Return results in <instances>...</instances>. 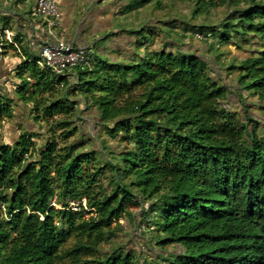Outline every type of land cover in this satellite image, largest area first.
<instances>
[{
	"label": "trees",
	"instance_id": "1",
	"mask_svg": "<svg viewBox=\"0 0 264 264\" xmlns=\"http://www.w3.org/2000/svg\"><path fill=\"white\" fill-rule=\"evenodd\" d=\"M182 1L193 4L194 20L166 21L180 30V44L160 38V48L127 62L94 59L72 82L40 67L39 55L18 65L16 95L46 129L40 144L26 128L0 142V264H264V125L249 109L264 114V0ZM150 2L163 6L132 0L125 10ZM219 7L221 21L204 20ZM189 29L210 33L202 43L216 53L218 43L254 42L226 66L235 84L179 47ZM230 94L242 111L230 108ZM79 97L116 142L118 150L105 145L107 159L86 147L87 138L70 139L79 130ZM12 101L0 94V120L13 117ZM131 208L157 248L152 257L112 244L119 220L135 219Z\"/></svg>",
	"mask_w": 264,
	"mask_h": 264
},
{
	"label": "rangeland",
	"instance_id": "2",
	"mask_svg": "<svg viewBox=\"0 0 264 264\" xmlns=\"http://www.w3.org/2000/svg\"><path fill=\"white\" fill-rule=\"evenodd\" d=\"M8 2V4H12L10 0H0V5L4 6L5 2ZM132 0H129V2ZM163 6L158 9L156 8L155 2H150L141 8L140 10L136 9L133 11H126L125 7L122 10V13H125L127 16L125 18L126 24L128 28H141L144 26L147 31H144L143 33H137L135 34L136 39H141V42H145V40L149 41L151 43L152 41V47H159L157 45V42L160 41V38L162 41L169 40L170 38L172 40H175L177 43L182 42V38H180L179 34L176 33L178 30V27L175 28L173 31L171 27L166 23V21L170 18H176V23L178 22V25L181 22H189L194 20L192 18V12L191 8L193 7V4L191 5V2L188 1H182V0H163L162 2ZM0 6V8H1ZM224 7H219L214 10H212L209 17L204 18V20L211 21V22H218L221 21L225 16L226 13L224 11ZM203 16L201 19L202 20ZM2 16L0 13V30L3 26L2 23ZM132 19H141L142 25H133L130 23ZM194 22V21H193ZM153 24L156 25L155 28H153ZM130 25V26H129ZM135 26V27H134ZM160 28V34L157 35L153 39L154 36H148V30L153 31L155 29ZM194 33L190 29L186 31V37L184 38V41L179 47L184 49H189L191 52L196 53L198 55L203 56L204 59H208L209 63L213 65V76L218 78L220 81L230 85L235 84V75L236 72L233 71L232 73H228V70L226 69V66L232 62L237 61L243 57L248 51H251L249 49L257 48L255 46L254 42L248 44L245 42L241 43V48L237 47V45L232 43H218L215 44L217 48V53L214 51V48L209 49L207 46L202 43V41L196 40L194 37ZM218 34L217 32L215 33ZM213 39V38H212ZM217 39V38H216ZM156 40V41H154ZM217 40L214 39V41H211L210 43H216ZM2 42V41H1ZM138 47V45H135V47ZM259 47V46H258ZM148 50L147 46L146 48L142 49V46L139 45V47L135 50L137 54L142 56V54H145V52ZM216 54L219 55V60L221 64H218L216 62ZM93 56V55H92ZM215 57V58H214ZM94 58V57H93ZM94 61V60H93ZM110 61V60H109ZM87 68L91 69V66L88 67H75L70 68L67 70V73L69 72H79V69L87 70ZM83 80L87 79V76H82ZM63 94L60 93V96ZM81 95L85 96L84 92H81ZM17 97L19 98L18 94ZM66 98V97H65ZM79 99V105L78 108L80 109L79 117L75 119L76 125L79 127V130L77 134L70 139L76 140V139H88L86 147L88 149H96L98 150L104 159L109 158V155H106L105 145L111 146L112 148H116L118 150V147L116 145L115 141H110L104 132H102L100 125L98 124L97 118L95 115V110L92 108L90 110H87L85 108L84 103L81 100V97L77 98ZM253 97H248L246 99L247 102H252ZM229 100V106L234 111H242L243 105H240L241 102L239 101L238 96L235 94H230L228 97ZM23 105H28L26 108H13L14 114L11 119H8L6 117L2 118L0 120V142L4 141L6 143H11L13 140H16L19 133L24 130V128L34 131L36 130L40 136L35 137V141L40 144L42 140L45 137V127L39 128L38 124H36V121L34 120V114L35 109L32 107L31 102H20ZM12 106H14V102H12ZM249 109L251 110V114L255 116L256 118H259L261 122L264 125V114L259 112V109L254 105H249ZM59 117V116H56ZM60 131H57L59 133ZM104 143V145H103ZM130 211L134 213L136 216L135 219L131 222L127 220L126 217H122L119 222L122 225V229L118 232L117 236L112 239V244H120L123 245L125 249L137 251L138 253H144L146 255H149L152 257L157 253V248L154 247V245L149 244V232L146 230V224L140 222L141 215H139V209L131 208ZM145 229V230H143ZM110 244L104 243L102 245L103 249L109 248ZM168 249L170 250H176L179 249L178 247H172L168 246Z\"/></svg>",
	"mask_w": 264,
	"mask_h": 264
},
{
	"label": "crops",
	"instance_id": "3",
	"mask_svg": "<svg viewBox=\"0 0 264 264\" xmlns=\"http://www.w3.org/2000/svg\"><path fill=\"white\" fill-rule=\"evenodd\" d=\"M1 6L3 26L0 30V94L13 99V108H26L16 95V88L21 82L16 74L18 65L34 58L39 53L40 45L46 38V26L36 13L34 0H10ZM62 8V19L58 27L59 36L73 45L88 47L97 58L113 62H127L140 46L152 47V42L139 43L132 33L136 28H128L123 8L129 0H57ZM140 10V9H138ZM133 25H141V19H132ZM130 26V25H129ZM134 26V27H135ZM4 30H8L7 37ZM137 35V34H136ZM2 41V42H1ZM135 45H138V47ZM143 55V54H142ZM38 59L36 60V62ZM37 64L40 67H44ZM74 72L66 73L70 82L74 81Z\"/></svg>",
	"mask_w": 264,
	"mask_h": 264
},
{
	"label": "built area",
	"instance_id": "4",
	"mask_svg": "<svg viewBox=\"0 0 264 264\" xmlns=\"http://www.w3.org/2000/svg\"><path fill=\"white\" fill-rule=\"evenodd\" d=\"M36 13L43 19L46 26V38L40 45L38 63L48 67L57 75H65L67 70L75 67H88L93 63V56L88 47L73 45L59 36L58 27L62 19V8L57 0H34ZM5 36L8 30L3 31ZM196 40H210V33H194ZM8 38V37H7ZM2 51V43H0ZM81 202L85 205V199ZM53 204V203H52ZM78 203H70L72 209L78 208Z\"/></svg>",
	"mask_w": 264,
	"mask_h": 264
}]
</instances>
